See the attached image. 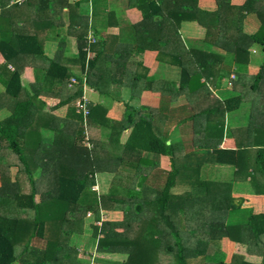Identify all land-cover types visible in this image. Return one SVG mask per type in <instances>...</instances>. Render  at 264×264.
I'll return each mask as SVG.
<instances>
[{
    "label": "trees",
    "instance_id": "obj_1",
    "mask_svg": "<svg viewBox=\"0 0 264 264\" xmlns=\"http://www.w3.org/2000/svg\"><path fill=\"white\" fill-rule=\"evenodd\" d=\"M30 6L40 18H28L25 7ZM217 6L206 16L199 12L207 31V48L199 57L194 55L196 66L177 63L181 65L179 81L162 83L142 62L131 59L143 42L161 38H153L149 32L156 22L142 25L150 37L143 38L144 31L138 28L126 42L133 50L130 67L123 53L112 59L101 49L87 57L97 38L75 2L0 0V53L8 63L38 59L41 66L36 68L42 71L27 84L20 81L18 69L7 72L5 94L15 101L10 115L0 122V157L5 159L0 162V264H264V212H250L245 221L236 218L233 223L228 213L237 210L240 203L230 196V184L201 180L195 166L186 162L185 150L198 143L220 161L237 164L238 169L264 171V146L255 148L253 144L263 143L260 139L264 138V129H260L264 125V99L257 96L264 92V61L248 84L238 69L231 90L235 93L221 99L206 82L199 81L205 75L206 80L215 82L225 72L215 63L228 56L238 66L246 65L253 43L262 45L264 51V0H244L242 4L217 0ZM64 8L68 11L66 26L61 20ZM160 9L152 2L153 12L148 16L160 12L166 21L157 26L171 25L165 18L173 16L175 10ZM12 11L20 16L16 19H21L22 25L15 18L6 20ZM184 13H189L187 7L182 8ZM248 13L260 20L258 30L250 35L242 31ZM222 16L229 17L227 27ZM28 26L34 32L24 33ZM47 29L48 37L60 40V51L52 59L44 56L42 48ZM65 40L75 42L72 57L65 50ZM224 47L230 48V54L218 52ZM71 64L79 66L87 87L102 97L116 99L113 83L128 89L120 119L107 117L102 104L89 103L86 116L75 111L74 103L83 89L80 83L69 86ZM144 89H158V102L143 103ZM41 95H51L58 102L45 108ZM241 103H247L248 121L241 128L228 127L226 134L234 148L211 149V136L220 135L225 116ZM60 107L66 108L64 116L53 112ZM186 122L192 125L193 134L186 142L181 140L182 145L170 132ZM204 134L210 135L207 142L195 141L202 140ZM159 155H167L171 161L165 175L158 174L160 170L154 165ZM184 168L195 171L190 183ZM103 172L113 174L107 192L90 193L96 174ZM193 188L201 191L194 193ZM101 210H119L123 218L105 220ZM88 211L95 217L90 224V218L85 219ZM84 227L91 233L93 251L85 246L79 250L71 243V237L84 233ZM222 237L234 242L228 262L221 249ZM35 240H44V246L34 245Z\"/></svg>",
    "mask_w": 264,
    "mask_h": 264
},
{
    "label": "crops",
    "instance_id": "obj_2",
    "mask_svg": "<svg viewBox=\"0 0 264 264\" xmlns=\"http://www.w3.org/2000/svg\"><path fill=\"white\" fill-rule=\"evenodd\" d=\"M19 1V0H10V2ZM22 1V0H21ZM19 1V2H21ZM72 2H76L77 0H68ZM244 0H230L232 4H242ZM152 2H155L157 6H161V11L166 12L169 10H175V14L171 17H166L165 19L170 20L168 22H171V25L166 23H161L162 25H158L157 23L161 20H164V17L160 12L155 14L152 18H150L148 15L153 12L152 10ZM187 7L189 13L182 14V8ZM78 6L81 8L80 12L84 19L88 20L89 27L91 28L92 32L97 38V42L94 45L93 51L88 52V58H91L94 53L98 50H101L110 58H114L115 54L123 53L124 59H126V62L131 67V59L134 61H140L142 64L151 70L149 74L152 75L154 73L158 80H162L163 82L168 81H179L181 77V65H185L189 68L195 67L197 64L196 59H193L194 55L203 52L206 50V35L207 31L206 28L201 24L198 17L202 14H199L204 12V16H206L208 13H213L217 10V0H164V2H161V0H83L79 1ZM163 6V9H162ZM26 11H28V18H40L38 16V12H36L35 7L30 6L29 8H26ZM67 8H64L61 15V20L65 23V26L68 22V16H67ZM48 14L47 11L44 12V14ZM43 14V15H44ZM6 20H12L16 18H20L19 15L15 14L14 11L8 12L6 14ZM21 15V14H20ZM187 15V16H184ZM22 17H25V15H21ZM190 16V17H189ZM225 19V22L227 23L226 27L228 26V16H222ZM47 18V17H46ZM209 19V17H205L204 20ZM18 20V25L21 24V19ZM154 21L156 24L152 25V30H149V32H153L152 37L153 38H159V40H152L151 43H142V47L140 46L139 53L137 55H133L130 59L132 50V45H127V41H131V37L135 32V29L142 28V25L146 22L147 25H150V23ZM157 26V27H156ZM167 26V28H166ZM260 26V20L254 13H248L243 21L242 31L245 34H254ZM28 26L23 32L32 33L34 30L31 31ZM248 29H252L250 32ZM144 31L143 38L150 37V34L147 33V29L142 28ZM50 30L47 29L43 33V37L45 39L43 40V53L44 56L48 59H52L57 55V53L60 51V40L53 37H48L50 34ZM171 35V38L169 39V43H165V39ZM48 37V38H47ZM150 45L152 47H150ZM65 50L72 54L74 56V52L76 50L75 42L73 40H65ZM212 48V47H211ZM214 49V47H213ZM248 51L250 53L249 61L246 65H240L238 66L237 61L231 57H226L222 62H217L215 64H219V66L225 70V72L221 73V75L218 76L217 79H215V82L211 83L215 91V95L219 97L220 99L225 97V93L229 95V93H235V91H231L234 89V80H237L233 76V78H229V73L234 74L238 69L241 71V73H244L246 78L245 81H247V84L249 81L251 82L253 80V77L258 73L260 70V67L264 61V51L262 48V45L259 43H253L249 48ZM138 52V51H137ZM219 53H222L224 55L230 54V48L224 47L222 48V51H218ZM129 53V54H128ZM113 56H111V55ZM129 55V56H128ZM128 56V57H127ZM199 57V54L198 56ZM24 59L25 57H21ZM67 58V57H64ZM125 61V60H123ZM10 62L8 63L5 61L4 57L0 53V122L3 121L6 117H8L11 113V108L14 104V99L9 97L7 94H5V88L6 83L9 78V74L7 72H13L14 70L18 69L20 74V81L22 84H27V81H35V77H37V74L41 73L39 69L36 68L37 66H41L38 62V59L35 60V62L28 59L25 63L22 64L23 60H20L18 64ZM69 62V61H68ZM181 65H179V64ZM70 72L73 74L72 76H79L82 72L77 64H71L69 65ZM240 67V68H239ZM236 74V73H235ZM234 74V75H235ZM70 76V77H72ZM205 75H201L199 78V81L202 82L201 78ZM127 78L129 79V75H127ZM212 79L209 78V81ZM230 80V81H229ZM205 81V80H204ZM203 81V82H204ZM220 81H224L223 83ZM229 85L223 89L222 86L225 84ZM118 86V84H111V90L112 86ZM92 90L90 92L88 99L90 103L93 104H102L106 108V116L112 119H120L124 112V104L123 107L122 101L123 99L128 98V89L122 87L121 85L118 86V89L116 88L115 92H117L116 99L110 100L109 98L102 97L96 90L92 89L91 87H87ZM156 91L150 90V89H144L141 93V98L143 99V103H157L160 98V91L158 89H155ZM257 94V93H256ZM227 95V96H228ZM248 96V95H246ZM255 95H253L254 97ZM257 96L260 99H264V92L261 94H257ZM40 98L46 103V107H54L56 103L58 102V99L49 96H43L41 95ZM244 98V96H243ZM48 99H51L52 101H55L53 103H48ZM184 98L179 99L178 104H181ZM109 100L111 102H109ZM246 101H249V99H246ZM245 102V101H244ZM121 104V105H119ZM249 104V103H248ZM60 109L65 108H58L54 110L53 112L57 115L63 116V114H60ZM249 109L247 108V103H241V105L234 111V113L228 114L225 116V123L224 127H221L220 135L218 136L215 134L214 136L210 135H202V140L195 141H204L207 142L210 138V148H234L232 146V142L230 139L227 138V129L228 127L231 128H241L243 127L247 121H248V115H249ZM64 113V112H63ZM189 123V122H188ZM264 124V122H262ZM260 129H264V125H262ZM182 127V129L180 128ZM128 133V130H125V136ZM172 134V137L177 138L181 142L183 140L186 142V137L191 134L192 128L188 126L187 124L179 127H174L172 131L170 132ZM207 137V138H206ZM260 139V138H259ZM222 140V142H221ZM263 140L264 138L260 139ZM184 142H181L182 145ZM169 143V141H167ZM261 142H256L253 144L255 148L264 146V144ZM190 146V144H189ZM232 146V147H228ZM190 150L186 149L185 154L187 156V164H191L196 169H203L204 175L206 174V177L202 178L199 177L201 180H220L225 181L230 184V196L232 198H237L238 203H240V206L237 210L232 211L233 213H228L227 218L230 220L232 219V222L235 221L232 217L235 218H242L243 221L246 220L248 214L254 213H262L264 212V171L253 173V170L248 167L247 170L244 169H238L237 164L230 163V162H222L220 159L215 158L214 152L208 151L206 152L204 147L198 145V143L193 144L190 146ZM152 154L149 155L151 157ZM155 158V157H154ZM239 159H241L239 157ZM167 161V165L164 166L163 162ZM0 162H5L4 157H0ZM129 162V161H128ZM251 162V159L249 160V164ZM131 163V162H129ZM158 171V174L165 175V172L170 170L171 161L167 155H159L157 157V160L154 164ZM192 167V168H193ZM209 169V172L207 170ZM207 170V172H206ZM98 174H105L104 179L107 180L106 185L109 184L113 174L109 172H103ZM97 175V174H96ZM109 175V176H107ZM141 174L140 176H142ZM102 176V177H103ZM106 177H109V179H106ZM154 177L151 176V179ZM150 179V180H151ZM1 185V180H0ZM104 189L100 190L98 194H103L107 192V189H105V183L103 182ZM109 186V185H108ZM240 187V188H239ZM194 193H197L201 191L200 189L197 190V188H193ZM241 199V202H240ZM104 212H120L119 210H101V213ZM102 215V214H101ZM104 216V215H103ZM230 217V218H229ZM115 219V221L121 220L120 218H111ZM88 220V219H86ZM89 221V220H88ZM234 223V222H233ZM85 228V227H84ZM87 229L84 230V233L86 234ZM233 241L229 237H222L221 239V249L224 252V259L226 262L230 261L232 253L234 251V243L233 246H230L231 252L229 249L226 248V246L223 244V241ZM223 244V245H222Z\"/></svg>",
    "mask_w": 264,
    "mask_h": 264
},
{
    "label": "rangeland",
    "instance_id": "obj_3",
    "mask_svg": "<svg viewBox=\"0 0 264 264\" xmlns=\"http://www.w3.org/2000/svg\"><path fill=\"white\" fill-rule=\"evenodd\" d=\"M249 30V32L252 30V29H248ZM249 57H250V55H249ZM235 74V73H234ZM234 74H230L229 73V78H233V76H235V78H236V74L234 75ZM201 80H205L204 82H206L208 85H209V88H211V90H212V92L213 93H215V87H213L212 85H211V81H209V79H205L204 77H202L201 78ZM202 81V82H203ZM230 81V80H229ZM220 82H224V81H220ZM227 83H228V81H227ZM229 85V83L228 84H225V85H223L222 86V88L223 89H227V88H230V87H227ZM200 87H202L201 85H200ZM118 89V86H115V85H113L112 86V89L113 90H115V89ZM85 90H86V94L89 96V94H90V92H92V90H90V88H87V87H85ZM196 91V90H195ZM197 92V91H196ZM217 92V91H216ZM227 93H225V97H227ZM88 96H87V98H88ZM53 102H55V101H52L51 99H48V103H53ZM119 105H121V104H119ZM122 107H123V103H122V105H121ZM65 108V107H64ZM108 109V108H107ZM61 111H60V114H63V116L65 115V111H64V109H60ZM65 110H66V108H65ZM64 112V113H63ZM184 124H187L188 126H192L190 123H188V122H186V123H184ZM182 126V125H181ZM181 129H182V127H180ZM242 160H246V159H242ZM249 160H250V158H249ZM252 161V160H251ZM163 165L164 166H166L167 165V161H164L163 162ZM185 167H187V166H185ZM186 171H187V173H188V178H187V183H190V182H192L193 181V177H192V174H191V172L193 171V172H195L194 170H192V171H189L187 168H184ZM207 170H208V172H209V169L207 168ZM207 170H206V172H207ZM196 171H197V176H199V177H202V178H204V177H206V174L204 175V170L203 169H196ZM182 173V171L180 172V174ZM103 175H105V174H97L96 175V177H95V179H96V181H95V183L91 186V191H90V193H93V191L95 192V193H97L98 194V192L100 191V190H103L104 189V186H103V182L105 183V189H107V187H108V185H106V183H107V180H105L104 179V176ZM103 176V177H102ZM107 176H109V175H107ZM181 176V175H180ZM196 176V175H195ZM110 177V176H109ZM109 177H106V179H109ZM110 180V179H109ZM152 182V181H151ZM240 188V187H239ZM225 189H226V186H225ZM97 194H94V195H97ZM93 196V194L92 195H90V197H92ZM218 201L220 202V199H218ZM102 214V217H103V219H105V220H115V219H111V218H120V217H122L123 218V213L120 211V212H104V213H101ZM104 215V216H103ZM86 218H90L89 219V221L91 222L92 220L93 221H95V217H94V214L91 212V211H88L87 213H86V215H85V219ZM234 219H236L235 217H234ZM88 221V222H89ZM90 222H89V224H90ZM84 230H86L85 228H84ZM90 238H91V233L89 232V231H87V233L86 234H79V235H73L72 237H71V243H73V244H77L78 245V247H79V250L81 249V250H83L82 248H83V246H85L88 250H90V251H93L92 249H93V243H91V241H90ZM224 243V245L226 246V248L227 249H229V251L231 250V248H230V246H233V243L232 242H229V241H223ZM34 245H37V246H39V247H43L44 246V244H45V241L44 240H35L34 241V243H33ZM222 244V245H223ZM231 252V251H230ZM88 254H90V252L88 251ZM84 254H80V257H85L86 258V256H83ZM113 255L114 254H112V255H109L111 258L113 257ZM126 257V255H123V257H122V259L123 258H125Z\"/></svg>",
    "mask_w": 264,
    "mask_h": 264
},
{
    "label": "built area",
    "instance_id": "obj_4",
    "mask_svg": "<svg viewBox=\"0 0 264 264\" xmlns=\"http://www.w3.org/2000/svg\"><path fill=\"white\" fill-rule=\"evenodd\" d=\"M21 1V0H19ZM89 41H92V38L90 37ZM80 79L76 78L75 76H72L69 78V86L73 85V84H82V89H83V93L82 95L76 99L74 106H75V111L77 113H81L82 116H86L88 114V104L90 103L89 99L87 98L86 95V90L85 87H87L86 85V77L83 73H81L80 75Z\"/></svg>",
    "mask_w": 264,
    "mask_h": 264
},
{
    "label": "water",
    "instance_id": "obj_5",
    "mask_svg": "<svg viewBox=\"0 0 264 264\" xmlns=\"http://www.w3.org/2000/svg\"><path fill=\"white\" fill-rule=\"evenodd\" d=\"M79 1H83V0H77L75 3H76V4H78V3H79ZM85 1H87V0H85Z\"/></svg>",
    "mask_w": 264,
    "mask_h": 264
}]
</instances>
